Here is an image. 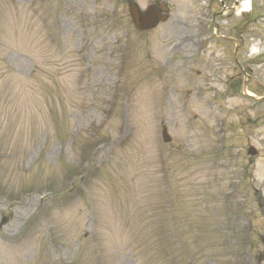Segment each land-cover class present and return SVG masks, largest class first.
<instances>
[{"label":"rangeland","instance_id":"obj_1","mask_svg":"<svg viewBox=\"0 0 264 264\" xmlns=\"http://www.w3.org/2000/svg\"><path fill=\"white\" fill-rule=\"evenodd\" d=\"M130 1L155 0H0V264H247L264 250V103L230 91L248 73L264 96V59L248 58L264 0L218 20L243 35V71L207 31V0H162L170 20L149 33Z\"/></svg>","mask_w":264,"mask_h":264},{"label":"water","instance_id":"obj_2","mask_svg":"<svg viewBox=\"0 0 264 264\" xmlns=\"http://www.w3.org/2000/svg\"><path fill=\"white\" fill-rule=\"evenodd\" d=\"M133 22L139 30H150L155 28L160 21L165 20L158 8H150L144 14L134 5L130 6Z\"/></svg>","mask_w":264,"mask_h":264},{"label":"bare ground","instance_id":"obj_3","mask_svg":"<svg viewBox=\"0 0 264 264\" xmlns=\"http://www.w3.org/2000/svg\"><path fill=\"white\" fill-rule=\"evenodd\" d=\"M250 3H251V2L249 1L248 4H247V7H246L247 10H249ZM246 9H245V10H246ZM256 50H257V48H255V49L253 50V52H256Z\"/></svg>","mask_w":264,"mask_h":264},{"label":"clouds","instance_id":"obj_4","mask_svg":"<svg viewBox=\"0 0 264 264\" xmlns=\"http://www.w3.org/2000/svg\"><path fill=\"white\" fill-rule=\"evenodd\" d=\"M252 47H253V49H255V45H253Z\"/></svg>","mask_w":264,"mask_h":264}]
</instances>
